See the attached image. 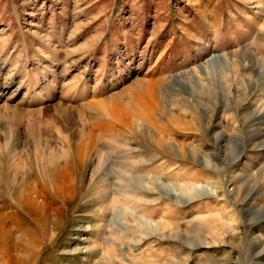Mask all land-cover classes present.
I'll use <instances>...</instances> for the list:
<instances>
[{
	"label": "rangeland",
	"instance_id": "374dc122",
	"mask_svg": "<svg viewBox=\"0 0 264 264\" xmlns=\"http://www.w3.org/2000/svg\"><path fill=\"white\" fill-rule=\"evenodd\" d=\"M145 154L215 193L128 197ZM262 232L264 0H0V264H264Z\"/></svg>",
	"mask_w": 264,
	"mask_h": 264
},
{
	"label": "bare ground",
	"instance_id": "6f19581e",
	"mask_svg": "<svg viewBox=\"0 0 264 264\" xmlns=\"http://www.w3.org/2000/svg\"><path fill=\"white\" fill-rule=\"evenodd\" d=\"M213 74V73H212ZM147 91V90H146ZM149 93V92H148ZM148 96V95H147ZM139 97V96H138ZM149 103H144L143 106L140 108V111H139V117L140 118H145V119H148L149 121L153 122V123H156L155 119L148 113V111L144 108H146V106H148ZM143 119V120H145ZM146 121V120H145ZM152 123V124H153ZM152 134V133H150ZM158 134L160 135H156L155 139L157 140L158 144L162 145L163 147V154L164 155H167L168 153H171V154H175L181 158H186V157H191V159H195L197 155H199L200 157H202L203 159L206 160V165H212L214 167V163H212V161L205 157H203L201 155V153H199L194 147H189L187 145H185L183 142H178V141H175V140H171L172 139V134L170 132H167V133H164V132H158ZM168 138V139H165V138ZM153 140V139H152ZM157 144V145H158ZM124 146H126L125 148V151L128 152H132L131 148H130V145L128 143H124ZM212 152V151H211ZM161 154V152H160ZM162 154V155H163ZM141 155V154H140ZM144 157V160H138V161H128L126 160L125 163H123V167L125 169V172H124V177L125 178V182L121 185V189H122V192L123 194H126L128 197H131L132 199H138L140 202H143L145 203L146 205L150 202V201H156L157 199H159V193H158V196L154 197L152 195V193L150 192H153L154 190L156 191L157 190V183H160L162 184V186H168L169 188H171V190H173L176 195L180 196L179 198L182 199V197H193L195 194L197 193H202L203 191H209L211 193H215L214 189L217 187V181H210L208 183H200V182H192V183H185V182H182L179 186H176L175 184H173L172 182H164L161 177L157 174H151V171L150 172V175L148 176H142L140 174H137V173H134L133 170H130L128 168H134L136 167V164L138 163H150L152 162V156H149V155H143ZM131 157V156H130ZM132 159V158H131ZM212 159V158H211ZM166 161V160H165ZM203 161V160H202ZM205 162V161H204ZM215 162V161H213ZM163 166H166V162H163L162 163ZM204 166V164H203ZM209 167V166H208ZM215 167L217 168V166L215 165ZM215 169V168H214ZM188 170V169H187ZM185 170V172H189ZM59 171V170H58ZM57 171V172H58ZM138 172V171H137ZM184 172V171H183ZM243 172V171H242ZM248 172V171H247ZM139 173V172H138ZM59 174V172H58ZM56 176V174H55ZM231 176V175H230ZM247 176V175H246ZM239 177V176H238ZM57 178V177H56ZM54 179L53 180V183H54V187L55 189L56 188H60L58 187V182H60L59 179ZM122 178V177H121ZM133 178L135 181H132ZM63 179V178H62ZM123 179V178H122ZM241 179V178H240ZM228 180V179H227ZM124 181V180H123ZM170 181V180H169ZM220 183V182H219ZM60 185V183H59ZM62 185V184H61ZM159 186V185H158ZM228 187V186H227ZM170 190V191H171ZM159 192V191H158ZM234 192V191H233ZM232 192V193H233ZM112 193L116 194V190H113ZM137 194H140V196H137ZM234 194V193H233ZM237 194V193H236ZM230 195V194H229ZM191 197V198H192ZM196 197V196H195ZM179 200V199H178ZM234 201V200H233ZM235 202V201H234ZM117 208V207H116ZM124 208L127 209L128 213L127 216H132L133 218L137 219L138 221L140 222H144L145 224H148V227L152 228V229H155V230H160L162 228H160L156 223L152 222L150 219H148V217L146 218L145 215H142V214H139L133 207H131L130 205H127L125 206ZM151 208V207H150ZM168 211L167 213H171L169 211V207L166 206V208ZM148 210V209H147ZM152 210V209H151ZM153 211V210H152ZM149 212V211H148ZM122 214V213H121ZM115 215L113 214L112 217H111V220L112 222L115 223V221L119 218H124L123 214L122 216H120V214H118V217H116V219H114ZM129 218V217H128ZM226 220H228L226 217H224ZM235 217H233L234 219ZM127 219V218H126ZM221 219V218H220ZM121 221V220H120ZM111 222V221H110ZM109 222V224L111 225V223ZM122 222V221H121ZM113 224V223H112ZM116 224V223H115ZM125 227V231H124V234H132L134 229H132L133 231H131V224H128L125 220H124V223H122ZM203 224V223H202ZM129 229H127V228ZM134 228V227H133ZM235 228V227H234ZM166 230V229H165ZM150 231V230H149ZM148 231V232H149ZM154 231V230H153ZM161 231V230H160ZM226 231V230H225ZM167 232V231H166ZM165 232V233H166ZM255 232V231H254ZM169 233V232H168ZM167 233V234H168ZM259 234V233H257ZM163 235V234H162ZM171 236V235H170ZM168 236V237H170ZM252 236V234H251ZM262 236V238H261ZM260 235H257L256 236V239L259 240H262L264 241V232H262V234ZM145 237V236H144ZM255 238V237H254ZM144 238H139V239H132L134 243V245L132 244V247H135V245H138L139 243H141V241L143 240ZM254 239L253 241L255 242ZM225 240V239H224ZM203 241H206V240H203ZM260 241V242H262ZM209 243V242H208ZM264 247V246H263ZM262 250V249H261ZM260 250V252H261ZM259 252V251H258Z\"/></svg>",
	"mask_w": 264,
	"mask_h": 264
}]
</instances>
